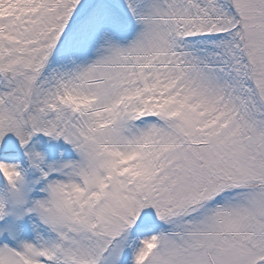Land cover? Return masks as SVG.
Masks as SVG:
<instances>
[{
    "label": "snow or ice",
    "instance_id": "snow-or-ice-1",
    "mask_svg": "<svg viewBox=\"0 0 264 264\" xmlns=\"http://www.w3.org/2000/svg\"><path fill=\"white\" fill-rule=\"evenodd\" d=\"M0 264H264V0H0Z\"/></svg>",
    "mask_w": 264,
    "mask_h": 264
}]
</instances>
